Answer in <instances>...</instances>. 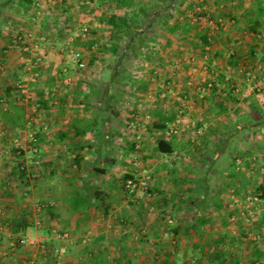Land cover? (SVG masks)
I'll return each mask as SVG.
<instances>
[{
    "label": "crops",
    "instance_id": "1",
    "mask_svg": "<svg viewBox=\"0 0 264 264\" xmlns=\"http://www.w3.org/2000/svg\"><path fill=\"white\" fill-rule=\"evenodd\" d=\"M257 1L187 0L186 4H182L186 8V14H183L186 15V19L182 20L178 0H56L55 3L50 0H0V14L9 11L5 8L16 4L22 11L28 6L37 8L35 4H38V7L40 4L45 6L40 20L35 23L50 43H44L45 47L41 50L49 62L47 66H43L44 79L36 92L37 97L40 98V93L45 91V88L55 90L57 79L72 69L71 62L67 59L69 63L66 64V55L62 50L59 52L58 46L66 53L67 49L81 50L87 64V68L75 76L69 85L62 84L63 86H60L62 90L56 91L54 96L50 94V97H45L48 100L46 104L48 108L39 107L38 110L43 112H40L39 117H36L34 112L25 117V126L40 128L38 152L43 150L60 152L59 156L55 154L56 157L50 158L47 162L48 182L43 186V192L37 189L38 192L35 193L36 198L56 199L50 202L46 214H41L43 220L48 218L47 225L45 223L35 225L33 220L29 221L26 218L31 211L29 206L25 207L26 204L23 202L25 197L20 196L21 199L13 188L5 186L6 180L15 176L13 170L16 164L12 160L1 162L0 264H190L194 261L193 256L192 258L185 256L188 254L185 250L184 257H181L179 248L211 249L215 248V245L225 248L229 244L234 246V250L229 251L230 263L243 264L236 254V249L241 248L243 235L241 236L240 231L236 233L235 229L227 230L233 224L227 219H235L243 212L238 203L230 206V197L223 191L227 177L230 178L227 173L231 169L218 168V159L212 169L208 166L214 162L212 151H219L221 147L219 143L221 138L217 134L223 132L221 126H217L216 118L220 113H224L218 104L227 98L226 88L230 83L240 82L239 71L252 68L254 72L260 71L264 75L262 70L264 41L252 34L259 30L264 31V13L258 15ZM165 8H169L168 12L164 11ZM17 11L9 12L12 23L23 20L16 14ZM1 17L0 15V25L3 23ZM126 22H134L141 27L145 23H151V31L148 30L143 38L146 44H149L146 48L152 45L147 52H151L153 58L148 56L141 58L145 47L142 48L140 56L136 57L139 61L147 60V63L142 76L138 80L135 78L129 81L138 86L139 90L134 96L128 95L129 102H132L129 104L131 106L127 109H120L119 106L117 108L119 98L108 103L111 108H105L97 96L99 89L93 93L99 83L109 81V74L103 80L104 72L110 70V66H114L116 60L114 57L118 58L120 54L135 57L134 52L130 51L134 43L127 44L130 35L127 34L129 31L127 25H124ZM165 23L169 27L175 23H187L192 30L187 33L165 30L163 28ZM157 24H161L158 29ZM82 28L87 29L86 37L73 36V30ZM121 28H126L124 29L126 33L122 32ZM9 37L0 31L2 41L0 60L4 62L8 71L16 74L20 73L22 58L19 53L6 48ZM230 50L233 51L231 57L235 56L238 64H233L229 59ZM249 52H254L257 58H249L247 56ZM259 65L261 69H258ZM51 69H55V73H49ZM154 70H157L155 75L152 74ZM221 76L229 79L220 81ZM207 81L215 82L214 89L209 88L200 92L199 86L203 87ZM160 82L163 85L167 82V85L161 88ZM3 85L1 93L5 94L11 88L8 83ZM232 97L234 99L229 104L233 105L235 111L252 99L251 95L242 99L235 95ZM230 107L231 105H228L226 110ZM17 108H20L17 115L12 108L0 109V119L6 118L5 120L9 122L17 120L18 124H21L24 110L20 106ZM125 110L126 116L131 118L136 116L146 121L139 153L141 164L147 169L145 171L152 175L150 188L156 195L154 207L158 208L152 214L144 209L146 202L131 208L128 206L130 202L128 200V204L124 202V205L117 209L115 203L117 195L115 197L111 191H124L122 180L113 175L102 177L90 173L92 166H105L132 174L134 163L130 153L134 137L127 129L116 125L118 120L123 121ZM180 110L185 113L180 118V130L177 135L169 136L167 129L161 126L168 125L174 120ZM146 114L149 115L148 119L145 117ZM42 117L50 120L47 122L50 130H44L43 126L46 127V124L40 126ZM189 118H194L203 126L200 138H197L193 129L188 126ZM86 121H90L94 127L84 130L83 124ZM28 127L22 129L23 127L16 125L15 128H11L10 135L18 133L22 135L23 132L27 140ZM262 131L264 127L252 129L248 140L260 145L264 142ZM210 133L219 140H215ZM159 139H165L171 145L173 149L171 153L158 151L156 144ZM69 154L72 157L70 160L72 168H76L70 179L78 183L67 188L66 185L73 182L67 178L65 167ZM77 156L80 158L78 163L75 161ZM52 166L56 167V171L50 169ZM83 168H87L86 173ZM238 173V170L234 172L235 178ZM53 177L57 184L54 183L55 187L52 186ZM16 180L20 185L22 179L19 175ZM216 181L220 183L218 186ZM92 182L109 195L110 199H114L111 203L113 206L106 215L101 211L99 203L94 201L87 207L76 208L71 207L68 202L71 194L86 191L88 186L85 185ZM194 186L197 189L194 190ZM86 192L88 193V190ZM176 198L182 201L180 204L183 206L179 209L175 208L177 204L173 203ZM52 203L54 205H51ZM131 204L133 205V202ZM166 205L173 209L170 214L175 220L170 226V229L173 228L176 232L174 234L171 231L172 242L163 236L166 224L163 220L165 213H162V210L167 207ZM108 218L110 222L103 224ZM194 224L198 225L195 230L191 228ZM263 228L264 222L258 221L257 229ZM7 229L31 232L35 230L38 241L36 244H29L21 243L18 237L11 240L7 237ZM54 229L60 232L67 231L73 237L66 239L56 237L55 233H52ZM86 231L90 236H84ZM141 231L143 232L139 234L141 240L137 241L136 234ZM166 241H170L172 246L175 245L170 252L169 249H159L160 244H167ZM55 248L59 249V252H55ZM256 251L257 249H252L248 252L252 255ZM166 252L170 253L167 259ZM202 259L206 264H210V259L201 257L199 261ZM249 262L251 264V261ZM256 262L261 264L259 261Z\"/></svg>",
    "mask_w": 264,
    "mask_h": 264
},
{
    "label": "rangeland",
    "instance_id": "2",
    "mask_svg": "<svg viewBox=\"0 0 264 264\" xmlns=\"http://www.w3.org/2000/svg\"><path fill=\"white\" fill-rule=\"evenodd\" d=\"M50 1H52V3H55L56 0H50ZM186 2H187V0H178L179 8H178V6H177V8L180 9V12H181L180 18L182 20L186 19V15H183V14H186V8L184 7L185 5H182L183 3L186 4ZM258 2L264 6V0H258L257 3ZM35 5L37 6V8H35L34 6H28V8L23 9V11L19 8V6L17 4L12 5L11 7L5 8L6 10L8 9L9 11H5L3 13L4 15L0 14L2 16L1 18L3 21L2 25H0L1 26L0 31L3 32L7 37L10 36L9 41H7V47L6 48L10 49L16 53H19V55L22 58V63H21L22 65L20 66L21 70L19 69L20 73H16V74L8 71L4 62L0 60V65L2 66V68H0V82H1L0 83L1 84L0 85V98L4 99L3 102H0V109L12 108V110H14V112H15L14 114H16V115L19 114V111H20L19 110L20 108H17V107L20 106L24 110V113H23L24 119H23V122L21 124H18L17 120H12V122H9V121L5 120L6 118L0 119V139L1 138L3 139L2 142L0 141V166H1V162L3 163L6 160H12L16 165L18 162L22 161L23 164L28 168L27 172H28V174H30V177L28 178V176H27L26 181L23 182V180H21V183L19 185L17 183V180H16L17 176H18V172L15 171L16 177L14 176V177L9 178L10 177L9 176L8 177L9 179L6 180L5 186H6V188L7 187L13 188L19 197L20 196H23V198L25 197V199L23 200V202L26 204L25 207L29 206L30 211H31V214L29 215V217H26L29 221L33 220V224H35V225H39L38 223H45L47 225L48 223H46V222H48V218L46 220H43L44 218L41 216V214L42 215L46 214L47 208H48L50 202L56 201V199H51V200L49 199L48 200V199L43 198V197L36 198L35 193H37L38 191L43 192L42 188H43V186H46V184L48 182V180H47V177H48V175H47V172H48L47 162L50 160V158L54 159L56 157L55 154L58 155V154H60V152H58V150L57 151L56 150H53V151L43 150V151L34 153V152H30L29 150H26L22 154H18L17 149H15V145L13 143V140L18 139L19 143H21V144L25 143L26 145H28L29 142H27L26 137H24L25 133H23V132H22V135H20L19 133H18L19 135L18 134L10 135L11 128L12 127L15 128L16 125L23 127L22 129H26V127H28V126H25L26 124L24 125L25 117L27 116V114L29 115L31 112H34V113H36V117H39L40 112H42V110L41 111L38 110V108H39L38 107V98L39 97H37L36 92L42 86L41 82L44 79L43 78L44 73L42 70L43 66H47V64L49 62L48 58H45L41 52V50L45 47V46H43V44L46 43L48 41V39L46 36L42 35L43 33L41 32V30L38 29V27L35 23V21L40 20L39 17L41 18V14L44 12L45 6L44 5L41 6V4H40V6L38 7V4H35ZM175 9L176 8H174V10ZM11 10L13 13H15L18 10L17 11L18 13H16V14L20 15L23 20H18L19 22L12 23V21L10 19L11 18L10 13H9ZM180 18H179V20L181 21ZM10 24H13L12 27L9 26ZM160 27H161V24L156 25L157 29ZM165 30H166V28H165ZM72 33H73V36H76V37L81 36L82 38H84L83 36H85V37L87 36L86 35L87 29H85V28H82V30H78V29L76 30L75 29V30H73ZM26 34H27V36H29L28 41H26V42H29V45H27L28 46L27 50L19 48L21 46L26 45L25 43L19 44V46H17V47H13V46L9 47V45L11 44V40L13 38H15L16 36H19V35H26ZM1 42L2 41L0 40V45L2 44ZM48 44H50V43H48ZM142 48H140V49L136 48L134 53L140 54V52L142 51ZM145 48H146V46H145ZM145 48H144L145 52L148 53L147 51L149 50L150 47L146 48V49ZM58 49H59V52L62 50L65 53L66 64H68L70 62V60L68 58V52L70 50H78L82 53V51L79 49H67V53L64 51V49L61 46H58ZM248 51H249V48H248ZM137 57H139V55H137ZM37 58H39V60ZM115 58L116 57H114V60H115ZM27 59H29L31 61V66H32V68L30 66L31 69H26V65L24 62ZM67 59L69 60V62L66 61ZM122 62H123V65L121 67L124 69L123 73L125 75H127V77H126V79L119 81V83H117V85L115 86L117 92L119 93L117 96V100L120 98V101H119V103L116 104V107L118 108V106H119L120 109H123V108L127 109L129 106H131L129 104L132 103V102H129L128 95L132 94L134 96V94H133V92H129L127 94V93H124L123 91H122L123 93H121V90H123L124 84L129 83V81H131V79L136 78L138 80L142 76L143 69L145 68L147 60H140L139 61L138 59H136V56L133 57L131 55H127V56H124V58L122 59ZM58 64L60 65V63H58ZM70 66L72 68L71 71H68L66 75L57 79V83H56L57 86H56L55 90L52 89V91H51L50 88H45V91H44L45 97H47V98L50 97V94H52V96H54V94H56V91L63 89L60 86L69 85L71 83V81L73 80V78H75V76H78L87 68V67H85L83 70H81L78 67L74 66L72 63H70ZM36 70L39 71V78L36 79L35 81H29V80L25 81V84L27 85L28 93L31 95V98L29 100H25V99L17 100V95L15 92L16 83L18 82V80H20L24 77L29 78V75H30L29 73L36 71ZM262 70L264 71V69H262ZM55 71H56L55 69H51L49 71V73H52V72L55 73ZM99 73H100V71H99ZM108 74H109V70L104 72L103 80L108 77ZM254 74L258 78L262 79V77H263V75L260 71H258V72L256 71V72H254ZM261 82H262V80H261ZM5 83H8L11 89L9 90V92L4 94V93H1V91H2L1 86H4L3 84H5ZM157 84H158V82H157ZM159 84L162 86L161 88L165 87L163 84H161V82ZM263 88H264V85H263ZM68 89H70V88H68ZM250 98H252V99H250L251 102H246L242 107L239 108V110H236V111L233 110V108H232L233 105L229 104V105H231L230 109L224 111V113H222V114L221 113L219 114V117L216 118L217 119L216 121L218 122L217 126H221L220 129L223 132L221 134H217V136L219 135L218 136L219 138H222V139L224 138V140H225V135L230 131L231 128L234 127L233 125H235V123H237V122L244 126V124L248 121V117H250L251 119H258V117L260 116L259 110L264 109V95H262L261 93H256L255 95L253 94V96L251 95ZM121 99H122V101H121ZM137 99H138V97H137ZM137 99H135L136 102H138ZM254 99H256V100H254ZM125 112H126V110H125ZM125 112H123V114H124L122 117L123 121L118 120V122H116V125H120L122 129H125V127H124L125 123L129 120V118H131V116L130 117H128V115L126 116L127 112L126 113ZM25 113H26V115H25ZM18 119H19V117H18ZM49 121L50 120H48V119L46 120L45 118L43 119V117H42L41 121L39 122L40 126L42 127L43 125L46 124V127L44 128V130L45 129L50 130L51 128L48 127L49 124L47 125V122H49ZM120 122H122V123L120 124ZM145 125H146V123H145ZM30 127H28V131L31 130ZM24 132H25V130H24ZM250 132L251 131L245 130L243 128L242 130H239L235 134V136L229 138L228 141H225V143L223 144V147H222L223 150H221L220 156H219L218 161H217V167L220 169H226L230 162H232L233 160H236L237 157L235 158V154L238 152L244 151L246 154L247 153L250 154L249 157L256 156V160L253 163L249 164V160H248V163L245 162V163L241 164L240 169H242V170L241 171H240V169L238 170L239 173L236 175V178L227 177L226 182H225V188L223 191L227 192V196L229 195V197H231V194H232L231 189H234V191H235L234 193L240 198V202L238 204L240 205V208H242L241 210H243L242 215L236 216L235 219H231V218L227 219L228 222H233V224H231L227 228V230H234L235 229L236 233H238L240 231L241 236L242 235L244 236V237L243 236L241 237L242 238L241 239L242 241L240 243L241 248L236 249V254L239 256L240 260L243 261V264H250L249 261H252V260L253 261L256 260V261H259L261 264H264V230H263L264 228L263 229H257L258 221L264 222V198H259L260 200L252 201L249 203H246L243 200H241V199H243L244 194H247L248 192H255L257 190V187L262 185L264 182V171L262 169V167L264 165V155L262 154L264 152V142H261L260 145L251 143L249 141L250 139L248 140ZM126 133H127V131H126ZM213 135L214 134L211 135V133H210V136L213 137ZM213 138H215V140H219V138L217 139V137H213ZM71 158L72 157H70V154L67 155V162L65 164V167H67V173H68L67 178L68 179H70V177L73 176V173L75 172V169H76V168L75 169L72 168V163L70 162ZM88 158H90V157H88ZM141 163H142V160L140 158L139 163L132 164L134 166L132 168L133 169L132 174L134 175V180L136 182H138L136 187H134L132 189V191H128V192L116 190L115 192L111 191V193H113L115 197L117 195V199H115L117 209H120L122 207V205H124V202H125V204H128V200H130L131 203L133 202V205L130 202L128 204V206L131 208H133L135 206L137 207L138 205H141V203L146 202L147 203L146 206H143V207H144V209L147 210V212H149V214H152L153 212L155 213V211H157V209H158V208L154 207L155 206V201H154L155 199L154 198L156 195L153 194V192H151V190H149V189L145 190L146 189L145 186L149 187L152 184V175H148L150 173L148 171H145L147 169ZM235 166H236V164H235ZM55 168H56L55 166L54 167L52 166L50 169L53 170ZM86 169L87 168H83L85 173L87 172ZM77 170H78V168H77ZM55 171H56V169H55ZM31 173L36 174L37 179L33 180ZM242 174H244L245 177H243ZM75 176H78V175H75ZM199 176H201V175H199ZM54 177L52 179V181H54L52 184L53 187H55L54 183L56 184ZM143 177H145V179L149 178L148 181H147V179L145 180ZM70 180L73 181L74 179L71 178ZM139 180H140V182H139ZM77 183H78V181L75 183L73 181L71 183V185L67 184L66 187L68 188V186L70 187V186H73L74 184L77 185ZM87 184H88V182H87ZM219 184L220 183L218 181H216V185L218 186ZM223 185H224V183H223ZM201 186L202 185H200V187ZM120 187H122V186H120ZM193 188H194V190L197 189V188H195V186ZM37 189H38V191H37ZM86 191L83 190L82 192H78V194H74V193L71 194L72 197L70 198V200H68L71 207H73V205L75 207V205L80 203V201H79L80 197H78V196H85L87 194ZM88 192H89V190H88ZM179 194L180 193H178V196H179ZM180 202H182V201L178 200L177 198L173 200V203L177 204V206H175V208L179 209L181 206H183L180 204ZM54 203L56 204V202H54ZM54 203H52L51 205H54ZM166 206L167 207L164 210H162V213H165L164 218L165 219L170 218L171 219L170 224L175 223L173 216L170 215V213H171V211H173V209H171L169 207V205H166ZM231 206L233 207L234 205H231ZM248 208H251L254 211V214H253L254 217L251 219L249 218V220H248V215H247V209ZM109 222H110V218L105 220L103 224H108ZM169 225H167V226H169ZM7 232H8L7 237L11 238V240H13L14 237H16V238L18 237V239L20 240L21 243L36 244L38 241V236H37L38 234H37V232H35V230H33V232H31V230L12 231V230L7 229L6 233ZM59 232L60 231L55 230L52 233L53 234L55 233V236L58 237V235H56V234H59ZM244 232H245V234H244ZM141 233L143 234L142 231L139 233L137 232L136 235H139ZM170 234H171V231H170ZM170 234L165 235L163 232V236L169 238L172 242L173 239H171ZM217 234H219V233H217ZM74 236H76V234H74ZM84 236H90V233L88 231H86ZM72 237H73V235L71 233H69V238H72ZM21 239L24 241H22ZM230 243H232V241H230ZM233 247L234 246H230V244H229L228 246L225 247V250H227V252H229L230 250L233 251L234 250ZM179 249L181 251V253H180L181 257H184L183 252L186 250L188 252V254H185V256H190L191 258L193 256V259H194V261H196V264H201V262L206 264V262L203 259L201 261H199V260L201 257L206 258L207 255H211V250L213 248H211V249L210 248L209 249L203 248L202 250H200V248L194 249L191 247H187V248L181 247ZM252 249H257V251H256V253H252V255H251L248 251L249 250L251 251ZM205 253H206V256H205ZM238 256H236V257L238 258ZM232 257L234 258V255ZM246 260H249V261H246Z\"/></svg>",
    "mask_w": 264,
    "mask_h": 264
},
{
    "label": "trees",
    "instance_id": "3",
    "mask_svg": "<svg viewBox=\"0 0 264 264\" xmlns=\"http://www.w3.org/2000/svg\"><path fill=\"white\" fill-rule=\"evenodd\" d=\"M168 9L169 8H165L164 11L168 12ZM257 13H258V15H261V14L264 13V6L262 4H260L259 2H258V5H257ZM124 25H127L128 29H129V31H127V34L130 35V38L127 41V44L128 43H134V45H133L134 47L130 51L134 52L136 48L140 49L142 47L144 48L145 46L149 45V44H146L147 42H145V38H143V37H144V34L148 30H150L151 23H145V24H143V27L137 26V24L134 23V22H126V23H124ZM164 27L166 29H170V30L183 31L185 33H187L188 31L190 32L192 30V27L190 25H188L187 23H184V24L175 23L172 27L171 26L169 27L168 24L165 23V24H163V28ZM124 29H126V28H124ZM124 29L121 28V31L122 32L125 31V33H126V30H124ZM137 55L140 56V54H135L136 57H137ZM231 55H228V56L230 57L229 59L232 60V63L233 64H235V63L238 64L239 63L238 59L235 58V56L231 57ZM146 56H148L149 58H153L152 54L146 55L145 51H143L142 54H141V58H144ZM247 56L249 58H251V59L252 58L253 59L257 58L256 54L254 52H249L247 54ZM148 57H146V58H148ZM123 58H124V56L121 55V54L118 56V58L116 57V60L114 62V66H110L109 79H108L109 81L99 83L98 86L95 88L97 90L93 91V93L95 94V92L98 91V89H99L100 93L97 92L98 93L97 96H99V101L102 103L103 106L105 105V108L109 107L108 103L111 100H116L117 99V96L119 94L117 92L116 88H115L117 83H119V81H121V80L126 79V77H127V75H125L123 73L124 69L121 67ZM221 78L222 79L220 81H224L225 80L223 78V76H221ZM126 84H128V83H126ZM126 84H124V86ZM121 91H123V90H121ZM225 91H226V97L227 98L224 99V100L222 99V102H220L218 104L221 111H226L227 106L229 105V102H231L232 99H234L232 97L234 94H233L232 90L230 89V86L227 87ZM213 93H215V92H213ZM40 94H41L40 98H38V107H42V109H47L48 106L46 104L48 103V100L45 98V92L42 91V93H40ZM109 108H111V107H109ZM259 112H260V116L258 117V119H251L250 117H248V121L244 124V126L239 124L238 122L235 123L234 127L231 128L230 131L225 135V140H223L222 138H221V140H219L220 141L219 143H220L221 147L223 146L225 141H228L229 138L235 136V134L239 130H242L243 128L245 130L251 131L252 129H255V128L261 129L262 127H264V109L263 110H259ZM25 124H26V120L24 121V125ZM92 127H94V126L92 125V123L90 121H86L83 124V129L84 130L91 129ZM161 127H163L164 129L168 130V125L167 124H163ZM167 134L169 136H174L173 134H169L168 131H167ZM40 136H41L40 133H38L37 134V140H39ZM156 145H157L158 151L166 153V154L167 153H171L172 150H173L171 145L165 139L164 140L163 139H159L157 141ZM133 147H134V144L132 145V148ZM221 147H219V151H217V150L212 151V154H213L212 158H213L214 162H211V164L208 166L209 169L213 168V165L215 164V162L219 158L220 152H221ZM247 154L244 151L238 152V153L235 154V158L239 157V156L244 157L245 158L244 163L245 162L248 163L247 156H246ZM77 157L78 158L75 161L78 163L80 158H79V156H77ZM235 164H236V160H233L227 166V169H231L232 170V171L230 170L229 173H228V175L231 178H235V176H234L235 175L234 172L236 171L235 170ZM13 171H14L13 174L15 173V171L18 172V175L23 180V182L26 181L27 173H26V169H25V167H23L21 161L17 163V165H16V167L14 168ZM90 173H92L93 175H99V176H102V177H108V176H111V175L115 176L119 180H122L121 181L122 182V186H123L122 189L125 192L129 191L128 188L125 187V184H126L127 180L134 179V175L133 174L120 172V171H118V170H116L114 168H111V167L108 168V167H105V166H92V169H91ZM242 175H243V177H245L244 174H242ZM33 179L34 180L37 179V176L35 178H33ZM85 186H88L87 190H89V192L85 196H80V200H79L80 203L75 205L74 208L79 207V206L87 207V206L90 205V203L92 201H94L97 204L99 203V205L101 206V211H103V213L105 215L108 214L109 211L111 210V207L113 206L111 203L114 202V199H110L109 195H107L102 189L97 188L96 184H94L93 182L90 183V185H85ZM148 189L151 190L150 186L148 187ZM259 189L264 191V182H263L262 185L259 186ZM261 198H264V196H261ZM163 220H165V218H163ZM170 226H171V224L169 226L165 225V228L163 229V232L166 229V227H168L169 230L172 231V233L175 234L176 232L174 231L173 228L170 229ZM197 227H198L197 224H194V225L191 226V228L194 229V230ZM136 239H137V241L141 240L139 235H138V237ZM159 247H160L159 248L160 250L161 249H169V252H170L173 249V247H175V245L172 246V243L170 241H168L167 244H160ZM214 247L215 248H213L211 250V255H207L206 256L207 259H210V264H231L230 263V259H229V256H230L229 252H227V250H225L224 247H220L219 245H215ZM198 248H200V247H198ZM202 249L203 248H200V250H202ZM169 255H170V253L166 252V259L168 258ZM177 264H183V263H177ZM190 264H196V261H193ZM251 264H259V263L256 262V260H254V261H251Z\"/></svg>",
    "mask_w": 264,
    "mask_h": 264
},
{
    "label": "built area",
    "instance_id": "4",
    "mask_svg": "<svg viewBox=\"0 0 264 264\" xmlns=\"http://www.w3.org/2000/svg\"><path fill=\"white\" fill-rule=\"evenodd\" d=\"M220 21V19H219ZM254 35H256L258 38L262 39L261 41H264V31L262 30H259L257 32H254L252 33ZM28 37L27 34L26 35H19V36H16L15 38H13L11 40V44L9 45V47H17L19 46V44H22V43H25L26 45L24 46H21L19 47L20 49H28V46L29 45V42H26L28 41ZM152 47V45L150 46ZM233 53V51H229L228 55H231ZM148 54L150 55L151 52ZM68 58L70 60V62L78 67L79 69H84L86 67V62L84 61L83 59V55L80 51L78 50H70L68 52ZM39 60V58H37ZM25 65H26V69H31L32 66H31V61L29 59H27L25 62ZM257 63V62H255ZM258 64V63H257ZM31 66V68H30ZM249 67V66H248ZM258 69H261V66L259 65ZM0 68H2V66L0 65ZM254 70V69H253ZM249 69V70H244V71H239L240 73V76H241V79H240V82L238 83H230V89L232 90L233 94L238 97V99H242L244 97H247L249 95H252V94H255V93H261V94H264V88L262 86V82L264 81V75L261 78H258L255 74H254V71ZM157 73V70L153 71V75H155ZM29 78H22L20 80H18V82L16 83V89H15V92H16V95H17V100H21V99H25V100H29L31 98V95L28 93V90H27V85L25 84V81L29 80V81H35L36 79L39 78V71H33V72H30L29 73ZM226 81L229 79L228 77L224 78ZM262 80V82H261ZM167 85V82L165 83L164 86ZM215 82L214 81H207L203 87L199 86V89H200V92L206 90V89H209V88H213L215 86ZM169 89V88H168ZM167 89V90H168ZM214 89V88H213ZM123 91L126 92L127 94L129 92H133L134 95L138 94V86L134 85V84H131V83H128L126 84L124 87H123ZM226 94V92H225ZM4 99L3 98H0V102H3ZM185 113L182 112L180 110L179 114L176 116V118L174 120H172L171 122L168 123V133L169 134H173V135H177L179 130H180V118L183 117ZM146 119H148L149 115L146 114ZM145 123L146 121L141 118H138V117H132L131 119H129L124 127L125 129H127L129 132L132 133L133 137H134V147L132 148V152L130 153V158L132 160V162L134 164H137L139 163L140 161V153H139V150H140V140H141V136H142V130L145 128ZM189 123L190 125H188L189 127H191L193 129V133L198 137L200 138V136L202 135V130H203V126L202 125H199L198 122L194 119V118H189ZM29 124V122H28ZM43 128H45V126H43ZM31 130L28 131V135H27V142H29L28 145H26L25 143H19L18 142V139H14L13 140V143L15 145V149H17V152L18 154H22L24 151L26 150H29L30 152H38V140H37V134L38 132L40 131V128H30ZM261 136L262 138L264 139V131L261 132ZM264 155V152L262 153ZM249 160V164L253 163L255 160H256V156H252V157H247V161ZM245 161V158L244 157H237L236 158V166H235V169L236 170H239L240 169V166L241 164H243ZM23 167H25L26 169V173H27V176L28 178L30 177V174H28L27 170L28 168L23 164V162L21 161ZM263 171H264V165L262 167ZM32 177L35 178L37 175L36 174H33L31 173ZM149 175V174H148ZM32 178V179H33ZM145 179V177H143ZM147 181L149 178H146ZM145 179V180H146ZM34 180V179H33ZM141 180V179H140ZM139 180V182H140ZM138 182H136L134 179H129L127 180L126 184H125V187L128 188L129 191H132V189L134 187H136ZM145 190L148 189L147 186H145ZM231 201H230V206L231 205H234V204H237L240 202V198L234 193V189H231ZM261 196H264V191L260 190L259 189V186L257 187V190L255 192H248L247 194H244L243 196V200L244 202L246 203H249V202H252V201H258L260 200L259 198H261ZM254 211L253 209L251 208H248L247 209V215H248V220L249 218H253L254 217ZM165 224L166 226L169 225L171 223V219L170 218H167L165 219ZM164 234L167 235V234H170V230L168 227H166V229L164 230ZM59 238H69V233L67 231H64V232H59V234H57ZM22 240V239H21ZM24 241V240H22ZM55 252H59V249L55 248Z\"/></svg>",
    "mask_w": 264,
    "mask_h": 264
}]
</instances>
